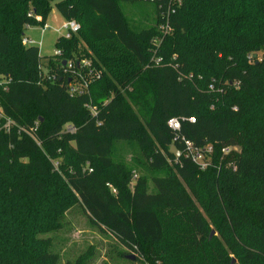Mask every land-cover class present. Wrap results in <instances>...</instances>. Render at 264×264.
<instances>
[{
	"label": "trees",
	"instance_id": "obj_1",
	"mask_svg": "<svg viewBox=\"0 0 264 264\" xmlns=\"http://www.w3.org/2000/svg\"><path fill=\"white\" fill-rule=\"evenodd\" d=\"M53 1L81 30L57 39L62 55L42 56L22 39L26 26L46 23ZM122 1L0 0V74L10 80L0 104L14 121L10 132L0 131V175L17 179L4 197L28 204L11 220L14 240H0V264H60L51 239L38 232L59 226L74 203L129 248L131 260L235 264L178 176L209 200L242 264H264V98L249 101L264 73V0H182L166 31L161 13L169 0L147 2L155 25L139 32L125 19ZM248 54L261 55L249 65ZM82 58L102 77L72 95L73 73L63 62ZM41 65L56 78H43ZM172 118L179 130L169 125ZM68 124L77 131L66 132ZM129 140L143 146L154 191L146 176L134 180L132 169L114 160V143ZM185 140L203 153L204 169ZM165 210L172 228L164 224ZM83 262L82 255L65 264Z\"/></svg>",
	"mask_w": 264,
	"mask_h": 264
},
{
	"label": "rangeland",
	"instance_id": "obj_2",
	"mask_svg": "<svg viewBox=\"0 0 264 264\" xmlns=\"http://www.w3.org/2000/svg\"><path fill=\"white\" fill-rule=\"evenodd\" d=\"M121 10L125 19L129 23L131 29L139 32L143 29L155 25L153 5L147 3L146 0L141 1H122L120 2ZM66 18L59 11L56 1L52 2L51 10L47 18V25L50 27L47 31H42V25H32L25 30V36L34 40L40 48L42 56H52L56 53L57 39L65 35V31L61 29ZM90 55V51H87ZM261 54H251L244 56L245 61L249 65H253V58L260 59ZM90 59V58H89ZM91 60V59H90ZM212 86V85H211ZM122 89V88H121ZM123 90V89H122ZM128 98V97H127ZM264 98V73L261 79V86L254 97L249 101H260ZM131 107L137 111L135 104L128 100ZM149 133V139L154 143L155 149H161L152 133ZM236 149H239L237 147ZM114 160L123 162L128 168L132 169L134 174L138 176H146L148 178V189L154 191L155 186L152 177L155 173L151 172L148 166V159L143 152V146L138 140L117 141L114 143ZM171 167L173 163H169ZM175 174H177L175 172ZM179 183L184 187L192 197L199 211L203 214L208 222L210 236L218 239L223 247L232 258L235 264H242L239 252L233 243H229L227 238L222 234V229L217 226L215 213L208 210L209 200H200L193 193L192 188L186 180L178 176ZM15 175L2 176L0 175V240L4 241L7 237L11 241L14 240L15 225L11 220L21 210H27L24 200L7 199L4 197V191L7 185L16 182ZM208 204V205H207ZM26 206V207H25ZM164 224L172 228L173 219L170 218V211H164ZM177 213V212H173ZM56 228L38 232V236L50 238L52 247L61 255V263L65 264L68 260L74 261L76 258L83 255V264H142L140 260H131L127 257L129 253H133L129 248L120 242V240L111 232L104 231L99 226L91 222L81 205L74 203L66 208L62 215L58 218Z\"/></svg>",
	"mask_w": 264,
	"mask_h": 264
},
{
	"label": "built area",
	"instance_id": "obj_3",
	"mask_svg": "<svg viewBox=\"0 0 264 264\" xmlns=\"http://www.w3.org/2000/svg\"><path fill=\"white\" fill-rule=\"evenodd\" d=\"M141 1V0H137ZM143 1V0H142ZM147 2L150 3H161L163 0H146ZM182 5V0H169L167 3V10L166 12H162L161 15L165 22L160 26L161 29H164L165 31L168 29L169 25V19L172 14H174L178 7ZM162 6V5H161ZM36 21L41 22L42 21V16L36 15L35 16ZM31 25L26 26V29L30 28ZM50 27H48L47 23L42 25V31L45 32ZM61 29L65 31V38H71L74 35H77L80 30H81V24L74 20V19H66V21L62 24ZM22 43L24 45H37L34 40L24 36L22 39ZM55 55H62V50L57 49ZM161 58L158 59L160 61ZM77 65V68H76ZM65 71H70L73 73V80L69 83V91L72 95H77V94H83L88 91L90 88L91 84L94 83L95 81L101 79L102 77V71L97 69L93 63L92 60L89 58H82L75 62V60H66V65H64ZM41 75L43 78L52 81L56 78L55 73L52 74L49 72V70L41 65ZM10 82L9 79L5 78L3 75L0 74V89L7 90L8 89V83ZM93 111L95 109L92 108L90 104H88ZM169 125L174 129V130H179L180 129V120L178 118H172L169 120ZM14 126V121L5 115L2 106L0 104V131L4 130L6 132H10L12 127ZM66 132L69 133H74L77 131V127L73 124H68L65 129ZM185 143L188 147L189 154L192 155L194 160L198 163H200L201 168H205L207 166L206 160L203 159V153L200 152L199 150H196L193 148V144L185 140ZM207 151L211 152L212 151V146L207 147ZM229 151L228 148L223 149V152L227 153ZM57 165V163H56ZM92 171V169H90ZM137 178V174L134 175V180Z\"/></svg>",
	"mask_w": 264,
	"mask_h": 264
},
{
	"label": "water",
	"instance_id": "obj_4",
	"mask_svg": "<svg viewBox=\"0 0 264 264\" xmlns=\"http://www.w3.org/2000/svg\"><path fill=\"white\" fill-rule=\"evenodd\" d=\"M64 65H66V60L63 62ZM173 153H176L178 156L180 155V152L179 151H176L174 146L172 147V150H171ZM130 258L134 259L135 258V255L134 254H131V255H128Z\"/></svg>",
	"mask_w": 264,
	"mask_h": 264
}]
</instances>
